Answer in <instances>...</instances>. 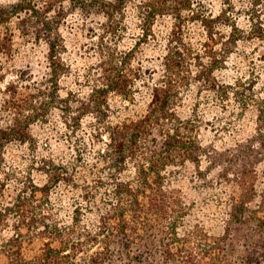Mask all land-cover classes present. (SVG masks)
Returning a JSON list of instances; mask_svg holds the SVG:
<instances>
[{
    "label": "trees",
    "instance_id": "obj_1",
    "mask_svg": "<svg viewBox=\"0 0 264 264\" xmlns=\"http://www.w3.org/2000/svg\"><path fill=\"white\" fill-rule=\"evenodd\" d=\"M0 264H264V0H0Z\"/></svg>",
    "mask_w": 264,
    "mask_h": 264
},
{
    "label": "rangeland",
    "instance_id": "obj_2",
    "mask_svg": "<svg viewBox=\"0 0 264 264\" xmlns=\"http://www.w3.org/2000/svg\"><path fill=\"white\" fill-rule=\"evenodd\" d=\"M29 51H34V50H30V49H24L23 50V52H22V55L21 56H19L18 57V59H17V64H22L23 63V59H25L26 58V55H27V53L29 52ZM252 118H253V114L250 116V118H249V120L246 122V129H248L249 131H251V130H253V128H254V122H253V120H252ZM36 134H37V132H35ZM38 135H39V133H38ZM48 138V136L47 135H43V137L41 136L40 137V139H41V141H42V145L45 143V141H47L46 139Z\"/></svg>",
    "mask_w": 264,
    "mask_h": 264
}]
</instances>
